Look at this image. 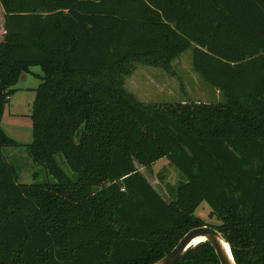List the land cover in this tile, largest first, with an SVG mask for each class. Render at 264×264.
Masks as SVG:
<instances>
[{
  "label": "trees",
  "instance_id": "trees-1",
  "mask_svg": "<svg viewBox=\"0 0 264 264\" xmlns=\"http://www.w3.org/2000/svg\"><path fill=\"white\" fill-rule=\"evenodd\" d=\"M188 49L223 101L126 89ZM32 66L27 147L52 182L19 181L3 152L21 145L1 118ZM162 157L183 177L168 199L135 165ZM202 202L236 264H264V0H0V264H153L208 224ZM175 264L220 262L204 241Z\"/></svg>",
  "mask_w": 264,
  "mask_h": 264
},
{
  "label": "rangeland",
  "instance_id": "rangeland-1",
  "mask_svg": "<svg viewBox=\"0 0 264 264\" xmlns=\"http://www.w3.org/2000/svg\"><path fill=\"white\" fill-rule=\"evenodd\" d=\"M174 74L163 69L148 65H137L134 73L125 80V87L135 97L144 103L171 102V101H197L218 102L223 101L224 96L215 87L205 82L192 68L191 49L183 52L173 61ZM31 72L24 73L16 84V90L9 96L1 118V126L4 132L15 139L21 145L5 147L3 152L7 160L12 163L19 173V181L24 183L54 181L45 170L36 165L30 155L27 144L33 139L32 119L30 108L35 96V87L40 83L36 74H42L39 66L30 67ZM61 166L67 174L68 169L61 156H57ZM136 167L147 178L151 185L166 199L169 191L175 187L183 177L179 170L168 162L165 157L158 159L152 170L148 171L144 166L135 162ZM37 173L34 179V173ZM210 207L202 202L196 209V214L208 224H217L214 217L209 216Z\"/></svg>",
  "mask_w": 264,
  "mask_h": 264
},
{
  "label": "water",
  "instance_id": "water-1",
  "mask_svg": "<svg viewBox=\"0 0 264 264\" xmlns=\"http://www.w3.org/2000/svg\"><path fill=\"white\" fill-rule=\"evenodd\" d=\"M199 237L202 238L199 242L206 241L213 247L220 264H236L230 244L215 227L209 224L188 230L170 252L153 264H175L189 247L195 245L192 242Z\"/></svg>",
  "mask_w": 264,
  "mask_h": 264
},
{
  "label": "bare ground",
  "instance_id": "bare-ground-1",
  "mask_svg": "<svg viewBox=\"0 0 264 264\" xmlns=\"http://www.w3.org/2000/svg\"><path fill=\"white\" fill-rule=\"evenodd\" d=\"M201 239H202L201 237L196 238V239L192 242V244H193V243L197 244V242H199Z\"/></svg>",
  "mask_w": 264,
  "mask_h": 264
},
{
  "label": "crops",
  "instance_id": "crops-1",
  "mask_svg": "<svg viewBox=\"0 0 264 264\" xmlns=\"http://www.w3.org/2000/svg\"><path fill=\"white\" fill-rule=\"evenodd\" d=\"M30 72H31V70H30ZM22 75H23V74H22ZM36 75L38 76V75H41V74H36ZM21 77H22V76H21ZM21 77H20V79H21ZM37 86H38V85H37ZM37 86H36V87H37ZM36 87H35V88H36ZM14 88H15V89H16V88L18 89V87H16V86H15ZM10 96H11V95H10Z\"/></svg>",
  "mask_w": 264,
  "mask_h": 264
}]
</instances>
